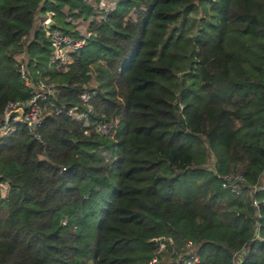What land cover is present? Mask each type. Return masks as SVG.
<instances>
[{
  "label": "trees",
  "instance_id": "1",
  "mask_svg": "<svg viewBox=\"0 0 264 264\" xmlns=\"http://www.w3.org/2000/svg\"><path fill=\"white\" fill-rule=\"evenodd\" d=\"M39 11L93 32L67 72L45 30L28 44L58 88L48 111L87 110L97 82L92 121L118 123L101 136L49 114L40 139L22 123L0 135V264H264V0H120L104 21L88 0H0V111L31 96L12 55Z\"/></svg>",
  "mask_w": 264,
  "mask_h": 264
},
{
  "label": "built area",
  "instance_id": "2",
  "mask_svg": "<svg viewBox=\"0 0 264 264\" xmlns=\"http://www.w3.org/2000/svg\"><path fill=\"white\" fill-rule=\"evenodd\" d=\"M88 2L95 10L93 19L104 21L108 13L118 7L120 0H88ZM37 15H39V17L37 18L36 16L34 29L30 34L25 35L20 42L23 45L22 50L15 51L12 55L21 79L31 96L27 100L9 101L2 111H0V135L8 137L16 131V124L20 123L18 121V116L10 119L9 115L13 111L23 109L24 122L22 124L27 125L38 139H40L39 129L49 114H66L74 121L83 122L86 134H90L92 130H94L98 135L110 136L116 129L118 122L115 119L92 121L94 107L90 102V98L92 95H95L96 92H92L91 88L82 96L87 110H83L77 105L70 109H66L63 106L48 111L50 99L54 98L58 92L57 85L50 80V75H48L47 72H41L39 70L36 72L33 71L35 64L27 49L28 44L34 40L36 31L38 29L45 30V35L51 45L50 67L62 72H67L76 61L78 52L88 45L89 40L93 37V32L90 30L91 20L86 21L81 19L75 22L72 35H70L61 31L58 27L49 25L55 15L54 12L47 11L44 13L39 11ZM76 33H79V35H74ZM25 106H28V108L24 110ZM33 123L35 124V129L32 127ZM212 161L211 169H214V160ZM217 177L221 180L222 187L235 195H240L245 187L244 178L241 175H236L234 173L221 174L217 172ZM261 189H263L262 186H254L253 192L257 193ZM254 204L258 206L260 202L255 200ZM156 241L160 246L159 253L168 251L172 243V239L166 237L157 238ZM187 247H191V243H188ZM198 261L199 257L195 255L182 261L180 260L176 263L168 264H196ZM157 263L158 258H154L150 262V264Z\"/></svg>",
  "mask_w": 264,
  "mask_h": 264
},
{
  "label": "rangeland",
  "instance_id": "3",
  "mask_svg": "<svg viewBox=\"0 0 264 264\" xmlns=\"http://www.w3.org/2000/svg\"><path fill=\"white\" fill-rule=\"evenodd\" d=\"M38 17H39V15H37V18ZM96 86H97V82H93L90 85V88H93V87H96ZM177 102L180 103L181 102V99L178 98ZM181 107H183V106H181ZM211 160H212L211 158H209L207 160V163L205 165V168H207V169H210L211 168V166H212V161ZM9 189H10V186L7 183L0 185V193L2 194L3 197H7L8 192H9ZM191 246H192V244H191ZM171 247H172V251L165 252V253H168L169 255H172L173 253H177L179 251L178 246L173 241L171 243Z\"/></svg>",
  "mask_w": 264,
  "mask_h": 264
},
{
  "label": "water",
  "instance_id": "4",
  "mask_svg": "<svg viewBox=\"0 0 264 264\" xmlns=\"http://www.w3.org/2000/svg\"><path fill=\"white\" fill-rule=\"evenodd\" d=\"M49 25L52 26V27H56L57 26V24H56V22L54 20H51ZM184 92H185V89L183 87L182 90H181L180 96H183ZM175 107L178 109L179 108V103H175ZM27 108H28V106H25L24 110L27 109ZM15 116H18V121L20 123L24 122L23 121V109H20L18 111H13L12 113H10L9 118L12 119ZM32 127L35 129V124L34 123L32 124Z\"/></svg>",
  "mask_w": 264,
  "mask_h": 264
},
{
  "label": "crops",
  "instance_id": "5",
  "mask_svg": "<svg viewBox=\"0 0 264 264\" xmlns=\"http://www.w3.org/2000/svg\"><path fill=\"white\" fill-rule=\"evenodd\" d=\"M211 159L214 160V158H211ZM212 160H211V161H212ZM212 162H213V161H212Z\"/></svg>",
  "mask_w": 264,
  "mask_h": 264
}]
</instances>
